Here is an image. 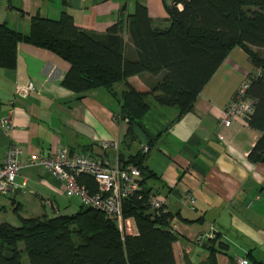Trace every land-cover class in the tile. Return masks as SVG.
Instances as JSON below:
<instances>
[{
    "label": "crops",
    "instance_id": "0c3cea01",
    "mask_svg": "<svg viewBox=\"0 0 264 264\" xmlns=\"http://www.w3.org/2000/svg\"><path fill=\"white\" fill-rule=\"evenodd\" d=\"M136 2L146 7L153 27L169 26L165 4L171 0H0V22L27 34L32 16L59 19L65 11L76 26L93 33L120 24L126 57L133 60L137 53L127 25ZM68 69L57 54L24 42L18 44L15 68H0V120L8 114L13 119L11 130L0 127V160L11 144L22 150L17 186L0 194V223L17 226L19 217L70 215L80 206L77 198L65 195L59 179L28 164L33 153L45 157L66 147L110 164L146 153L143 164L152 175L143 186L168 200L169 224L177 235L172 245L176 264H209L213 248L217 264H236L239 257L264 264V164L248 159L261 133L243 117L233 118L230 126L221 123L239 84L255 72L241 47L229 51L192 111L180 116L149 96L148 109L133 124L132 140L125 139L128 122L120 116L127 85L116 83L114 95L101 87L79 95L62 85ZM157 80L142 73L126 81L146 92ZM26 82L35 91L14 99L16 84ZM185 192L195 197L194 208L182 200ZM196 236L202 243L194 241Z\"/></svg>",
    "mask_w": 264,
    "mask_h": 264
},
{
    "label": "trees",
    "instance_id": "16d2710c",
    "mask_svg": "<svg viewBox=\"0 0 264 264\" xmlns=\"http://www.w3.org/2000/svg\"><path fill=\"white\" fill-rule=\"evenodd\" d=\"M165 8L170 24L157 29L146 7L135 3L127 25L137 53L133 60L126 57L120 24L103 34L93 33L76 26L65 11L59 19L32 16L27 34L0 22V68H15L18 44L24 42L68 62L62 85L76 94L101 87L114 95V85L125 83L120 116L128 122L125 139L132 140L133 124L148 109L149 96L157 105L176 108L180 116L192 111L215 70L239 46L255 70H261L260 75L250 73L246 92L253 101L248 125L261 133L248 159L264 164V57L252 49H264V0H171ZM142 73L158 76L146 92L126 81ZM145 160L146 153L120 157V165H135L142 175L138 190L122 202L123 216L130 218L133 233L122 235L115 221L81 204L70 215L19 217L17 226L0 223V264H25L24 253L26 264H176L172 245L177 235L169 224L171 215H156L148 203L151 190L143 185L152 174ZM77 181L97 191L92 176L80 174ZM216 251L213 248L209 264H217ZM252 264L263 263L253 260Z\"/></svg>",
    "mask_w": 264,
    "mask_h": 264
},
{
    "label": "built area",
    "instance_id": "2783aa9c",
    "mask_svg": "<svg viewBox=\"0 0 264 264\" xmlns=\"http://www.w3.org/2000/svg\"><path fill=\"white\" fill-rule=\"evenodd\" d=\"M254 75H260L261 70L256 69ZM250 83L248 74L239 84L230 103L223 110L221 123L230 126L233 118L243 117L248 120L253 112V101L246 96ZM35 91L33 83L16 84L15 98H26ZM0 127L9 131L13 127L11 114L0 120ZM148 147L144 146V150ZM22 150L11 144L3 160H0V194H5L16 185L15 179L21 167L20 156ZM28 164L43 167L51 176L59 179L64 187L65 195L77 198L81 205L92 207L101 211L108 219L115 221L122 235L133 233L130 218H124L122 211L123 199L138 190V181L141 178L140 169L132 164L122 166L118 163L110 164L105 158L91 156L84 152L71 151L61 147L50 156H39L33 153L29 156ZM80 174H88L97 184V191L91 192L84 184L77 181ZM25 186V184H22ZM21 185V186H22ZM182 200L190 208L196 205L195 197L185 192ZM148 203L152 211L159 215L166 212L168 200L164 197L150 194ZM174 231V227L171 226ZM194 241L202 243V236H196ZM236 264H248L245 257L236 259Z\"/></svg>",
    "mask_w": 264,
    "mask_h": 264
},
{
    "label": "rangeland",
    "instance_id": "374dc122",
    "mask_svg": "<svg viewBox=\"0 0 264 264\" xmlns=\"http://www.w3.org/2000/svg\"><path fill=\"white\" fill-rule=\"evenodd\" d=\"M254 51L258 52L262 57H264V49H258V48H255V47H252ZM21 247H23L22 244H20ZM22 260L23 262L26 264L28 259H27V255L24 253L22 255Z\"/></svg>",
    "mask_w": 264,
    "mask_h": 264
},
{
    "label": "water",
    "instance_id": "95a60500",
    "mask_svg": "<svg viewBox=\"0 0 264 264\" xmlns=\"http://www.w3.org/2000/svg\"><path fill=\"white\" fill-rule=\"evenodd\" d=\"M0 248H2V245L0 244Z\"/></svg>",
    "mask_w": 264,
    "mask_h": 264
}]
</instances>
